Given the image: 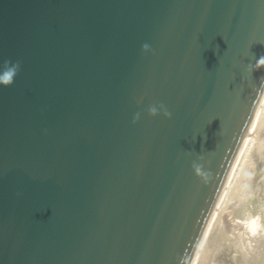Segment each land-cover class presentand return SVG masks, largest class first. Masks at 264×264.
Listing matches in <instances>:
<instances>
[{"label":"water","instance_id":"1","mask_svg":"<svg viewBox=\"0 0 264 264\" xmlns=\"http://www.w3.org/2000/svg\"><path fill=\"white\" fill-rule=\"evenodd\" d=\"M262 55L264 0H0V264H191Z\"/></svg>","mask_w":264,"mask_h":264},{"label":"bare ground","instance_id":"2","mask_svg":"<svg viewBox=\"0 0 264 264\" xmlns=\"http://www.w3.org/2000/svg\"><path fill=\"white\" fill-rule=\"evenodd\" d=\"M262 170H264V94L253 118L251 128L236 156L225 187L215 206L211 220L207 225L191 264H211L212 250L210 251L209 247L212 242L214 243L213 246L216 247L215 249L213 248L214 258L218 251V245L222 247L225 246L223 245V243H226V234L224 233L225 224L223 225L221 222L224 218L226 220L227 212H230L229 216H231V218L235 212H241L242 203L248 197V192H250L247 185L253 181V179H255L254 182H257L260 178L264 179V174H260ZM257 188H259L261 194L264 193V180L263 182H259ZM235 200L237 204L232 206V202ZM247 218L248 217L245 219L248 220ZM229 222L228 232L229 234L231 232L233 238L237 240L236 243L238 246L244 243L243 238L248 239V242L252 241L253 237L249 236V233L244 234L243 230L245 229L241 227L240 223L237 224V219L233 217ZM261 223L263 224L262 221ZM253 225L254 224L251 223V227ZM248 229H250V227H248ZM252 247L253 245H251L250 248ZM240 250L244 254L249 252L245 244H242Z\"/></svg>","mask_w":264,"mask_h":264},{"label":"rangeland","instance_id":"3","mask_svg":"<svg viewBox=\"0 0 264 264\" xmlns=\"http://www.w3.org/2000/svg\"><path fill=\"white\" fill-rule=\"evenodd\" d=\"M260 174H264V170H262ZM263 180V178H260L257 182H254L255 179H253V181L247 185L250 192H248L247 198L243 197L246 199L242 203L243 205L240 213L235 212L231 218V216H229L230 212H227L226 220L224 218L221 222L223 225L225 224L224 233L226 234V243H223V245H225L223 247L218 245L215 258L213 248L215 249L216 247L213 246V242L210 244L209 249L210 251L212 250L211 264H264V226H262L264 225V193L261 194L259 188H257L259 182H263ZM235 204H237L236 200L232 202V206ZM233 217L237 219V224L240 223L241 227L245 229L243 230L244 234L249 233V236L253 237L251 242L243 238L244 243L242 244H245L249 249V252H246V254L242 253L240 250L242 244L238 246L236 243L237 240L233 238L231 232L230 234L228 232V226L230 225L229 221L233 219ZM246 217H248V220L245 219ZM251 223L254 224L252 227ZM248 227H250V229H248ZM251 245H253L252 248H250Z\"/></svg>","mask_w":264,"mask_h":264},{"label":"clouds","instance_id":"4","mask_svg":"<svg viewBox=\"0 0 264 264\" xmlns=\"http://www.w3.org/2000/svg\"><path fill=\"white\" fill-rule=\"evenodd\" d=\"M142 52L144 54H148L152 52L151 46L147 43H145L142 46ZM254 58V63H251L248 65V70L253 73L256 71H259L261 69H264V55L256 58ZM21 63L19 61H11V60H4L3 62H0V87H11L14 85L15 80L19 76L21 72ZM138 103H143V98H141ZM148 115L156 118L158 116L163 115L166 119H171L172 114L167 108L166 105L163 103L160 104H152L147 109ZM141 119V114L137 113L133 119V123L138 122ZM17 196H22V193H17Z\"/></svg>","mask_w":264,"mask_h":264}]
</instances>
